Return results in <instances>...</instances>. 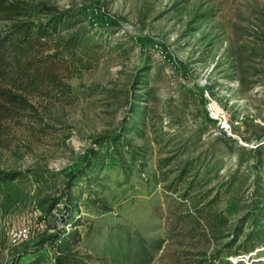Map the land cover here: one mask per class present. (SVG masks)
<instances>
[{"label": "rangeland", "instance_id": "374dc122", "mask_svg": "<svg viewBox=\"0 0 264 264\" xmlns=\"http://www.w3.org/2000/svg\"><path fill=\"white\" fill-rule=\"evenodd\" d=\"M3 1L81 45L0 130V264H264V0Z\"/></svg>", "mask_w": 264, "mask_h": 264}, {"label": "trees", "instance_id": "16d2710c", "mask_svg": "<svg viewBox=\"0 0 264 264\" xmlns=\"http://www.w3.org/2000/svg\"><path fill=\"white\" fill-rule=\"evenodd\" d=\"M25 15L20 7L0 0V20ZM58 29L55 22L34 20L0 27V130L8 121L34 110L29 97L32 93L58 96L71 93L63 76L81 42L76 38L56 39ZM19 176L16 172L0 171V183L14 181ZM78 239V231H73L56 242L54 264H91L89 257L78 249Z\"/></svg>", "mask_w": 264, "mask_h": 264}]
</instances>
